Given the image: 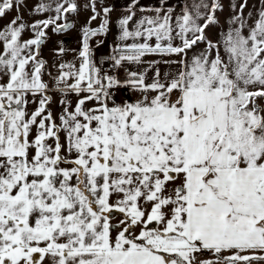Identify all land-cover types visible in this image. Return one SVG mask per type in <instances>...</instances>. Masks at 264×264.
Instances as JSON below:
<instances>
[{
	"label": "snow or ice",
	"instance_id": "1",
	"mask_svg": "<svg viewBox=\"0 0 264 264\" xmlns=\"http://www.w3.org/2000/svg\"><path fill=\"white\" fill-rule=\"evenodd\" d=\"M23 3L0 0V18ZM137 3L118 21L112 66L156 54L179 57L164 61L177 71L157 69L150 82L102 73L89 39L108 31L112 8L92 28L101 11L90 0L80 66L61 64L55 78L79 99L62 100L58 117L39 48L49 27H71L59 21L76 0L40 3L35 12L56 15L28 26L18 12L0 30V264H264V8L249 24L247 0L233 4L213 41L206 30L219 24L221 0L179 16L161 5L138 21ZM28 27L34 38L23 40ZM120 86L141 98L117 104ZM29 94L43 96L32 113Z\"/></svg>",
	"mask_w": 264,
	"mask_h": 264
},
{
	"label": "rangeland",
	"instance_id": "2",
	"mask_svg": "<svg viewBox=\"0 0 264 264\" xmlns=\"http://www.w3.org/2000/svg\"><path fill=\"white\" fill-rule=\"evenodd\" d=\"M57 2H60V0H24L23 5L19 8L18 12L19 15L22 17L23 22L31 26L38 20H45L48 19L51 16L56 15V13L53 11L48 12H35L34 9L36 6L40 3H46L51 4L52 8H55V5ZM79 10L76 13H69L67 14L66 19L59 21L60 23H68L71 22V27L68 28L65 31L55 32L52 30V27H49L46 29V39L44 43L41 45L40 53H39V59H42L45 61V69L42 79L48 84V90L56 89V83L55 78L59 75L60 72V65L61 64H74L77 68L80 66L81 59L79 57L80 50L82 48V39H83V29L88 25L89 18L91 17L92 10L91 7H85V5L90 4V0H76ZM208 3H211V0H207ZM243 0H221V3L223 4V11H217L216 16L219 19L218 25H210L209 29L206 30V34L209 39L215 41L221 32H226L228 28L230 27L229 21L233 17L234 11L232 8L233 4L238 6L240 3H242ZM193 3H199V0H185V5L188 7H191ZM111 4V0H96V6L97 10L101 11V16L98 17L95 21H92L90 27L92 28H98L99 25L102 22V8L103 7H109ZM264 8V0H247V7L244 9V16L247 18V22L249 24H252L256 18H258L259 11ZM183 9H181L182 13ZM17 10L14 9L6 14L4 18H0V30H3L5 26L8 25V23L17 16L18 14ZM249 13H251V17H249ZM111 15V13L109 14ZM34 38V33L31 30V27H28L25 29V31L22 34L23 40H28ZM98 35L90 37L89 39V46L93 45L96 41H99ZM116 42V40H114ZM133 41H127L126 43H132ZM118 43H122L120 40ZM176 43H179L177 40ZM111 47L114 50V46L111 43ZM205 45L203 43L196 46L193 51L189 52V56L193 54V52H199L203 50ZM0 48H2V43H0ZM60 49H63L64 51L61 52ZM91 49V48H90ZM92 52V58L95 62L96 60V53L91 49ZM149 55V54H148ZM145 55L144 57L148 56ZM160 55H155L154 58L156 60L162 59L163 57L159 58ZM142 57L141 59H143ZM175 58L179 59V57L175 56ZM164 59H167L164 57ZM125 66L130 65L131 63H128V61H124ZM96 63V62H95ZM123 63V62H122ZM98 67L102 69L103 62L100 63L98 61L96 63ZM119 67V66H118ZM68 70V69H65ZM110 75V74H108ZM117 78V77H116ZM7 77L0 76V83H6ZM147 81V80H146ZM150 80H148L149 82ZM114 89V88H113ZM112 89V99L118 100L120 103H128V100L124 98L123 92L121 91L119 94H113ZM131 96L134 99V101L141 98V94L139 91H137L134 88H131ZM51 98L54 96L52 92L46 93ZM120 96V98H119ZM53 104H49L50 111L54 115V109L52 108ZM60 112L63 110V106H60L59 108ZM61 140L63 141V136L61 137Z\"/></svg>",
	"mask_w": 264,
	"mask_h": 264
},
{
	"label": "crops",
	"instance_id": "3",
	"mask_svg": "<svg viewBox=\"0 0 264 264\" xmlns=\"http://www.w3.org/2000/svg\"><path fill=\"white\" fill-rule=\"evenodd\" d=\"M133 0H111V4L109 5L110 8H112V12L110 15V25L109 29L106 33H101L98 35L99 41H94L95 43L90 46V48L95 51L96 53V60L95 62L97 63L100 58H106L105 60L111 59L114 55H117V46L120 45L121 43L119 42L118 37L120 36V29L118 25V21L120 18L123 16L127 15L126 9L130 4H132ZM163 5L165 8H173L174 11V16H179L181 15V9L184 8L185 6V0H138V3L136 4V16L134 20H139L145 16H154L155 13L153 11H150L151 9L159 8ZM141 9H149V11H141ZM134 27V25H132ZM116 40V42L114 41ZM111 43L114 46V50L111 47ZM156 54H149L148 56L144 57L141 59L140 62H130V65L125 66V62L121 63L119 67H115L117 71V77L118 80L121 82L126 81L129 79V73L130 72H137V73H144L145 74V79L148 81L154 77L155 72L157 69H159L161 75L165 74H172L175 73L178 69V65L175 63H165L164 61H176L178 60L175 58V56H164L167 59H164L163 56H159V58L163 57L162 59L156 60L154 58ZM112 60V59H111ZM159 62V63H157ZM149 81V82H150ZM131 86H121V87H116L113 89V94H119L121 95V91H124V98L128 100V103L135 102L134 99L132 98L131 94ZM47 92H52L54 93L53 97L51 98V102L49 103L50 105L53 104V109H54V116L58 117L59 114L61 113L59 108L60 106L65 107V104H62L61 101H70L72 108H74L78 102L79 97L72 92H69L66 96L61 93V91L58 90V88L53 89V90H47ZM43 98L41 94H36L32 95L29 94L27 96L28 104L25 106V110L28 113L35 112L39 108L40 100ZM120 98V96H119ZM121 99V98H120ZM117 104H120L121 100H115ZM48 104V110H50ZM90 107H96L97 104L96 102H89ZM59 122V121H57ZM35 134V128L33 129L32 135L34 136ZM62 141V140H61ZM63 142V141H62ZM72 158V157H69ZM66 166V165H65ZM204 258H208L207 255H205Z\"/></svg>",
	"mask_w": 264,
	"mask_h": 264
},
{
	"label": "built area",
	"instance_id": "4",
	"mask_svg": "<svg viewBox=\"0 0 264 264\" xmlns=\"http://www.w3.org/2000/svg\"><path fill=\"white\" fill-rule=\"evenodd\" d=\"M112 65H113V61L111 59L105 60L103 62L102 69H101L102 73H106V74H110L112 76H116L117 71H116L115 67H113Z\"/></svg>",
	"mask_w": 264,
	"mask_h": 264
},
{
	"label": "trees",
	"instance_id": "5",
	"mask_svg": "<svg viewBox=\"0 0 264 264\" xmlns=\"http://www.w3.org/2000/svg\"><path fill=\"white\" fill-rule=\"evenodd\" d=\"M106 58H100L99 61L100 63L104 62ZM121 87V86H120Z\"/></svg>",
	"mask_w": 264,
	"mask_h": 264
},
{
	"label": "water",
	"instance_id": "6",
	"mask_svg": "<svg viewBox=\"0 0 264 264\" xmlns=\"http://www.w3.org/2000/svg\"><path fill=\"white\" fill-rule=\"evenodd\" d=\"M68 24H70V25H71V22H68ZM40 49H41V46H40V48H39V53H40ZM123 94H124V91H123Z\"/></svg>",
	"mask_w": 264,
	"mask_h": 264
}]
</instances>
